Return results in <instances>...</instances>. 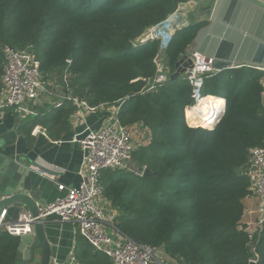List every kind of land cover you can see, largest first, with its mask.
<instances>
[{"label":"trees","instance_id":"trees-1","mask_svg":"<svg viewBox=\"0 0 264 264\" xmlns=\"http://www.w3.org/2000/svg\"><path fill=\"white\" fill-rule=\"evenodd\" d=\"M189 1L0 0V79L4 46L31 47L43 74L63 72L69 60L73 95L92 107L122 102L119 122L149 130L150 143L133 159L152 177L123 171L100 176L103 198L118 213L116 226L132 240L163 249L179 264H264V231L254 237L251 251L240 225L250 187L242 169L251 149L264 146V72L241 67L204 80L201 94L212 97L214 113L224 100L214 129L187 123L192 90L180 78L140 95L154 76L159 41L135 48L131 43ZM193 23L178 31L164 51L171 73L207 25ZM73 110L61 107L40 124L56 131ZM81 240L79 264H106ZM18 245L19 238L0 230V264H15Z\"/></svg>","mask_w":264,"mask_h":264},{"label":"built area","instance_id":"built-area-1","mask_svg":"<svg viewBox=\"0 0 264 264\" xmlns=\"http://www.w3.org/2000/svg\"><path fill=\"white\" fill-rule=\"evenodd\" d=\"M193 4L192 0L180 4L174 13L141 35L149 34L151 41H159V50L153 59L154 76L147 81L140 95L157 91L179 72L180 65L173 73L170 72L165 65L164 51L175 35L172 27L179 25L180 21L185 23L184 26L179 25L181 28L188 27L190 24L183 18L181 10ZM141 36L131 43L132 47L141 45ZM2 53L0 111L10 110L21 118L37 117L39 115L38 98L47 89L44 74L33 49L28 47L17 50L4 46ZM66 63L67 67L59 79L60 87L64 90V99L82 109L93 110L94 108L86 100L73 96L70 81L72 74L69 71L70 61ZM185 63L189 65L183 73H178L177 79L186 81L191 87L193 105L189 107V112L204 99L201 94L204 80L218 72L212 68L211 59L198 53L188 55ZM117 104L118 113L122 102ZM104 105L107 104L100 106ZM222 111L223 109L219 108V111L216 110L212 117L209 116L210 114L207 115L206 122L213 124ZM187 123L200 126L194 124L197 123L195 120L189 123L188 117ZM204 127L208 126L204 125ZM150 141L149 135L144 133L141 139L133 141L130 130L119 122L117 116L97 131L88 130L79 141V147L83 153L79 185L74 188L58 185V190L64 192L63 197L45 206H39L36 217L24 210L19 213L16 220H13L4 210L0 214V230L10 236L21 238L31 234V228L37 222L52 219L55 223L75 225L80 237L94 251L106 256L111 264H166L163 262L161 248L137 243L125 235L116 226V213L108 210L105 203L101 205L103 200L101 174L105 171H123L134 177L142 178L145 167L137 164L133 159V153L146 147ZM242 172L249 179L250 187L247 197L252 201L251 206L243 210V226L248 234V247L254 251V237H259L264 231V146L251 149L248 163ZM51 180H53L52 177ZM48 264H76V261L74 257H70L66 262L52 259Z\"/></svg>","mask_w":264,"mask_h":264},{"label":"crops","instance_id":"crops-1","mask_svg":"<svg viewBox=\"0 0 264 264\" xmlns=\"http://www.w3.org/2000/svg\"><path fill=\"white\" fill-rule=\"evenodd\" d=\"M187 10L188 8H183L181 13L186 15ZM202 19L204 18L197 19L194 22ZM189 49L190 47L186 50L185 55L188 54ZM61 74L62 69L44 74L47 91L38 98L37 110L39 115L37 117L21 118L10 110L0 111V155L10 159L16 165L26 166L31 170L32 178L37 184V187L33 186L32 189H38L40 192L39 197L42 203L46 205L63 197L64 192L58 190V185H63L66 188H74L79 185V172L83 162V153L79 147V141L86 135L88 130L97 131L101 129L118 114V104L91 106L94 109L89 111L65 100L64 90L60 87L59 81ZM74 90L72 84V91ZM73 96L78 98L75 95ZM208 97L210 96L204 99L208 100L209 103L210 99ZM220 100L222 101H219L218 108H221L224 103L223 99ZM61 107H64L65 110L70 108L74 110L67 116L64 124L61 125L64 129L59 132L58 137H53L61 126L56 131L54 129L47 130L41 126L40 121L49 118ZM126 127L130 130L133 141L136 140L135 134L137 132L149 135V138L151 136L149 130L141 124ZM51 177L53 180H51ZM103 203H105L108 210L118 215L117 211L104 198L101 205H104ZM243 203L244 208H246L249 205L251 206L252 201L247 197ZM7 211H9L10 217L16 215L15 211L9 210V208H7ZM243 221L242 216L241 227ZM44 235L51 250L50 260L55 259L59 262H66L70 257H74L76 264H79L82 257L79 245L82 240L75 225L59 224L49 219L44 224ZM85 245L93 255L98 253L86 242ZM82 248H84V244ZM98 254L102 255L99 257L106 264H111L106 256L101 253ZM162 258L163 262L167 264H179L165 254L164 251Z\"/></svg>","mask_w":264,"mask_h":264},{"label":"water","instance_id":"water-1","mask_svg":"<svg viewBox=\"0 0 264 264\" xmlns=\"http://www.w3.org/2000/svg\"><path fill=\"white\" fill-rule=\"evenodd\" d=\"M200 13L207 25L199 30L194 41L189 46L188 54L181 57L175 69L183 73L189 63H185L187 56L198 53L212 60V68L217 72L248 67L264 72V0H202ZM180 21L179 25L184 26ZM175 25L173 34L187 27ZM190 25V24H189ZM188 25V27H189ZM151 41V35L141 36L140 44ZM176 73L172 79L178 78ZM264 107V92L262 94ZM210 126L214 129L222 115ZM203 126L204 125H200ZM153 174L145 168L143 178ZM31 170L21 167L0 155V214L9 208L15 211L16 220L22 209L32 216H37V208L45 206L39 197ZM7 216L10 217L9 211ZM45 222H37L31 228V234L19 238L15 264H48L51 250L44 235ZM249 264H255L250 261Z\"/></svg>","mask_w":264,"mask_h":264},{"label":"bare ground","instance_id":"bare-ground-1","mask_svg":"<svg viewBox=\"0 0 264 264\" xmlns=\"http://www.w3.org/2000/svg\"><path fill=\"white\" fill-rule=\"evenodd\" d=\"M182 15H183V18L186 20V15L184 13H182ZM190 113H191V116L189 118L190 120H192V121L195 120V122L199 121V122L203 123V125H206L209 123V122L208 123L206 122L207 119L205 117L209 114H210L209 116L212 117L214 114V112L210 108V105L208 104V100H206V99H204L202 102H200L197 108L190 110Z\"/></svg>","mask_w":264,"mask_h":264},{"label":"rangeland","instance_id":"rangeland-1","mask_svg":"<svg viewBox=\"0 0 264 264\" xmlns=\"http://www.w3.org/2000/svg\"><path fill=\"white\" fill-rule=\"evenodd\" d=\"M194 2V4L192 6H190L186 12V21L188 23H192L194 22L195 20L197 19H200V18H203L204 16L202 15V13H200L199 9L201 8V5H202V0H192ZM102 54H105V55H111V53L107 50V49H103L102 51ZM45 80V79H44ZM46 81V80H45ZM203 101V100H202ZM201 101V102H202ZM209 104V103H208ZM198 106H196L195 108H197ZM142 132H137L135 134V141L141 139L142 137ZM167 264V263H166Z\"/></svg>","mask_w":264,"mask_h":264},{"label":"clouds","instance_id":"clouds-1","mask_svg":"<svg viewBox=\"0 0 264 264\" xmlns=\"http://www.w3.org/2000/svg\"><path fill=\"white\" fill-rule=\"evenodd\" d=\"M205 98V97H204ZM252 261V260H251Z\"/></svg>","mask_w":264,"mask_h":264}]
</instances>
